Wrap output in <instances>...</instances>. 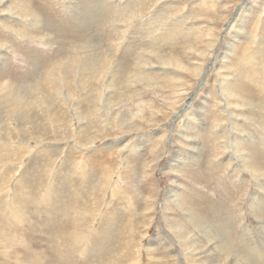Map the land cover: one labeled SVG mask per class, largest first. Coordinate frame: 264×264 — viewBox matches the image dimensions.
Segmentation results:
<instances>
[{
	"label": "rangeland",
	"instance_id": "rangeland-1",
	"mask_svg": "<svg viewBox=\"0 0 264 264\" xmlns=\"http://www.w3.org/2000/svg\"><path fill=\"white\" fill-rule=\"evenodd\" d=\"M51 261L264 264V0H0V264Z\"/></svg>",
	"mask_w": 264,
	"mask_h": 264
},
{
	"label": "bare ground",
	"instance_id": "bare-ground-1",
	"mask_svg": "<svg viewBox=\"0 0 264 264\" xmlns=\"http://www.w3.org/2000/svg\"><path fill=\"white\" fill-rule=\"evenodd\" d=\"M230 25V24H229ZM7 99H9V98H7ZM9 103H10V101H8ZM8 104V103H7ZM13 105H16L14 102L12 103ZM15 108V107H14ZM185 112V111H184ZM235 117V116H234ZM52 262V261H51ZM51 262L49 263V264H51ZM53 264H56V263H54V262H52Z\"/></svg>",
	"mask_w": 264,
	"mask_h": 264
}]
</instances>
